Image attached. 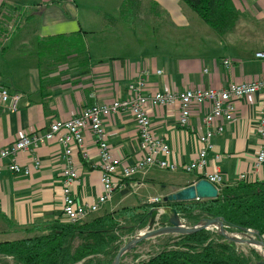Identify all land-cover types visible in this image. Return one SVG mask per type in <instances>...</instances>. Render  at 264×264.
Segmentation results:
<instances>
[{
  "label": "crops",
  "instance_id": "1",
  "mask_svg": "<svg viewBox=\"0 0 264 264\" xmlns=\"http://www.w3.org/2000/svg\"><path fill=\"white\" fill-rule=\"evenodd\" d=\"M232 1L239 19L230 32L218 35L181 0H0V7L8 4L20 12L0 49V86L23 100L16 110L0 106V149L21 135L45 132L55 120L74 118L91 105L124 99L127 86L139 80L146 95L264 80V59L255 57L264 52V0ZM226 59L229 69L223 65ZM233 103L234 118L211 138L205 167L191 172L184 166L197 159L198 136L208 129L203 119L210 106H193L183 127L178 105L147 108L151 131L168 145L167 161L175 169L152 165L121 180L98 211L152 204L216 171L223 186L238 182V170L264 180V163L253 169L262 96ZM104 129L113 156L127 165L142 157L131 114L112 113L104 119ZM84 149L85 159L72 157L79 178L72 193L76 203L90 205L103 187L99 150L89 130L84 132ZM16 160L29 174L0 172V243L23 238V229L32 224L64 221L62 149L50 142L19 153Z\"/></svg>",
  "mask_w": 264,
  "mask_h": 264
},
{
  "label": "trees",
  "instance_id": "2",
  "mask_svg": "<svg viewBox=\"0 0 264 264\" xmlns=\"http://www.w3.org/2000/svg\"><path fill=\"white\" fill-rule=\"evenodd\" d=\"M181 3L218 35L230 32L239 19L232 0H181ZM16 9L18 7L2 4L0 15ZM156 206L173 209L180 220L188 224L224 217L237 227L264 235V180L238 181L218 187L214 199L145 203L92 216L78 224L62 220L32 224L23 229V238L0 243V261L8 258L10 264H112L119 246L146 227L148 213ZM168 219V214H162L158 224L163 226ZM221 223L227 231V224ZM228 231L240 233L235 229ZM155 239L158 245L145 258L133 256L130 262H125L147 241L125 253L119 264H264L263 257L254 249L244 253L216 232L165 235Z\"/></svg>",
  "mask_w": 264,
  "mask_h": 264
},
{
  "label": "built area",
  "instance_id": "3",
  "mask_svg": "<svg viewBox=\"0 0 264 264\" xmlns=\"http://www.w3.org/2000/svg\"><path fill=\"white\" fill-rule=\"evenodd\" d=\"M258 59H264V52L255 54ZM223 65L229 69L230 61L224 60ZM261 95L262 104L258 123L259 148L255 154L253 169L256 171L264 163V80H256L248 83H230L223 89L196 88L184 91H170L164 93L144 94L143 81L127 86V97L121 100H114L109 104H95L82 110L74 118L68 120H55L51 122L45 132H33L18 137L10 146L0 149V172L7 169L15 174L28 175L29 170L17 163V156L21 152L35 150L41 145L53 142L61 149L65 160V167L62 172V217L70 224L82 223L86 218L97 212L100 205L107 202L119 187L121 180L130 178L138 174H143L152 165H157L164 170H174L175 166L170 165L167 157L170 154L168 145L156 138L151 131V124L147 114V108L158 106L178 105L179 124L187 126L191 108L208 104L209 112L205 115L203 123L205 132L198 136V156L197 159L184 166L186 172L195 169H202L206 165V157L212 150L211 138L223 132V123L231 122L234 118V100L251 95ZM22 95L19 93L10 94L8 90L0 86V106H6L10 110H16ZM128 112L131 114L139 136V149L142 157L134 164L127 165L124 160L113 156L107 144L104 129V119L112 113ZM89 130L95 137V142L99 150L101 164L100 181L103 193L97 201L90 205L76 203L72 193L73 185L78 181V172L73 167V156L80 154L85 159L87 154L84 149V132ZM5 161H8L6 164ZM39 162L34 158V167H38ZM238 181H254L247 172L239 171ZM253 178H255L253 176ZM201 179H205L218 187L223 186V178L219 172L207 174ZM151 203H160V200L153 199ZM158 221V220H157ZM159 226V224H158Z\"/></svg>",
  "mask_w": 264,
  "mask_h": 264
},
{
  "label": "water",
  "instance_id": "4",
  "mask_svg": "<svg viewBox=\"0 0 264 264\" xmlns=\"http://www.w3.org/2000/svg\"><path fill=\"white\" fill-rule=\"evenodd\" d=\"M22 101L19 102V105ZM217 195H218V190L214 185H212L210 182H208L205 179H199L194 184L163 197L160 200V203L188 202L194 200L214 199L217 197ZM162 214L169 215L168 223L163 226L159 225L157 228H155V226L158 225L156 221L159 219V217ZM220 222H225L227 224V231L225 233L218 231V234L224 237L225 240L229 242H233L235 244L236 242L239 243L238 241L235 242L236 239L228 231V229H235L238 230L241 234L247 235L248 239L252 237L256 242L264 243V235H260L255 230L237 227L232 223H230L229 221H227V219L224 217H217L211 220H201L198 224L192 225L180 220L178 214L173 209L168 207L156 206L153 207L148 213V222L146 227L140 233L124 241L119 246V248L117 249L114 255L112 264H119L120 258L140 242L149 241L158 237H162L165 235H172V234L187 235L192 233H200L204 231L216 232L217 231L216 226ZM200 225H202V227H200ZM247 246L250 245L247 244ZM254 250L257 253H259L264 259L263 254L258 252L256 249Z\"/></svg>",
  "mask_w": 264,
  "mask_h": 264
},
{
  "label": "rangeland",
  "instance_id": "5",
  "mask_svg": "<svg viewBox=\"0 0 264 264\" xmlns=\"http://www.w3.org/2000/svg\"><path fill=\"white\" fill-rule=\"evenodd\" d=\"M112 1L118 2V0H112ZM154 9L155 8H153L152 10H154ZM188 12H190V11L188 10ZM18 14H20V12L13 10V11H11L9 13V16H7L6 12H2V14L0 15V22H1V24H0V49H1L2 45L4 44V40L6 38H8V36L11 34L12 28H14V26H15V21L17 20ZM190 14H192V16H194V18L196 20H198L195 17V14L193 12L192 13L190 12ZM202 26L205 27V25H203V24H202ZM207 29L211 30L209 27ZM103 206H107V205L104 204ZM102 214H103V211L100 210V211L97 212L96 215L100 216ZM158 221H159V219H158ZM158 221H156L157 224H158ZM157 227H158V225L155 226V228H157ZM141 231H138L137 234L140 233ZM216 233L218 234V231H216ZM229 233L234 235V236H236V239H238V240H235V242L238 241L240 243L239 244V243L236 242V245L244 253H246L249 249H254L251 246H247V244H244V243H247L249 241L247 235H244V234H241V233H238V232H229ZM172 235H176V234H172ZM128 239H130V238H126L125 241L128 240ZM156 245H158L156 239L155 240L152 239V241L151 240L147 241L146 243H144V244L140 245L138 248H136L135 251L132 252L126 258L125 262H130L133 256H139L142 259L145 258L148 253H151L154 250V246H156ZM0 264H10V260L8 258H6L5 260L0 261Z\"/></svg>",
  "mask_w": 264,
  "mask_h": 264
},
{
  "label": "bare ground",
  "instance_id": "6",
  "mask_svg": "<svg viewBox=\"0 0 264 264\" xmlns=\"http://www.w3.org/2000/svg\"><path fill=\"white\" fill-rule=\"evenodd\" d=\"M200 227H202V225H200ZM216 230L222 233L226 232V229L223 227L221 222L216 226ZM232 236L236 239V236ZM244 244L250 245L252 248L256 249L258 252L264 255V243L256 242L252 237H250L249 242Z\"/></svg>",
  "mask_w": 264,
  "mask_h": 264
}]
</instances>
